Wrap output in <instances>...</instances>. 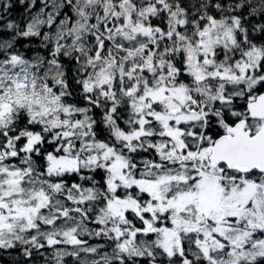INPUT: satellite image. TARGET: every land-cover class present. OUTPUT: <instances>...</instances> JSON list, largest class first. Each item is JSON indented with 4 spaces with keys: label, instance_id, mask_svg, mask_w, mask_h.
Returning a JSON list of instances; mask_svg holds the SVG:
<instances>
[{
    "label": "snow or ice",
    "instance_id": "snow-or-ice-1",
    "mask_svg": "<svg viewBox=\"0 0 264 264\" xmlns=\"http://www.w3.org/2000/svg\"><path fill=\"white\" fill-rule=\"evenodd\" d=\"M0 264H264V0H0Z\"/></svg>",
    "mask_w": 264,
    "mask_h": 264
}]
</instances>
